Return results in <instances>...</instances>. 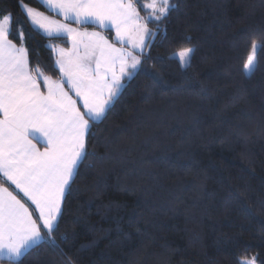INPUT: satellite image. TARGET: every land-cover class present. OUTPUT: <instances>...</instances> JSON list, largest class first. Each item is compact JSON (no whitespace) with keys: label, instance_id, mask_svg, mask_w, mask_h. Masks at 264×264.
Instances as JSON below:
<instances>
[{"label":"trees","instance_id":"obj_1","mask_svg":"<svg viewBox=\"0 0 264 264\" xmlns=\"http://www.w3.org/2000/svg\"><path fill=\"white\" fill-rule=\"evenodd\" d=\"M147 1L137 4L141 17ZM22 2L52 15L38 0H0L9 39L28 49L30 67L59 80L51 45L68 40L34 28ZM171 3L167 19L147 23L155 35L141 69L86 137L58 217L59 247L42 242L22 264L264 261V48L244 69L252 42L264 44V0ZM83 26L125 45L111 29ZM188 48L182 68L173 53Z\"/></svg>","mask_w":264,"mask_h":264},{"label":"snow or ice","instance_id":"obj_2","mask_svg":"<svg viewBox=\"0 0 264 264\" xmlns=\"http://www.w3.org/2000/svg\"><path fill=\"white\" fill-rule=\"evenodd\" d=\"M139 2L43 0L66 22L50 19L22 2L33 25L49 36H66L71 41L70 49H59V80L38 66L30 67L28 49L9 39L11 14L0 18V180L14 185L38 213L34 215L0 182V260L22 264L25 253L42 242L59 247L55 233L61 200L87 157L86 137L92 124L106 118L123 88L122 79H131L141 69L145 38L155 35L147 23L167 19L175 8L171 0H148L141 5L148 15L141 17ZM73 23L114 28L116 41L131 43L132 50L115 47L100 32L80 31ZM19 37L23 40V31ZM261 48L264 44L252 42L246 72L255 68ZM192 52L181 49L173 57L182 68L188 67ZM38 143H43V151ZM241 264H257V257Z\"/></svg>","mask_w":264,"mask_h":264},{"label":"crops","instance_id":"obj_3","mask_svg":"<svg viewBox=\"0 0 264 264\" xmlns=\"http://www.w3.org/2000/svg\"><path fill=\"white\" fill-rule=\"evenodd\" d=\"M38 1H40L41 3H43V0H38ZM44 4V3H43ZM47 8H48V6L46 5V4H44ZM22 10H23V8H22ZM48 10H49V12L50 13H52V15H54L53 13H54V11H52V10H50V8H48ZM24 11V10H23ZM25 13V12H24ZM25 15H26V13H25ZM56 15H58V14H56ZM29 20V22L31 23V20L30 19H28ZM31 25L34 27V28H36V29H39L40 31H42L43 32V30L42 29H40L38 26H36V25H33L32 23H31ZM87 31H89V32H100L108 41H109V39L100 31V30H94V29H91V28H89V27H86V26H83ZM99 29H102V28H99ZM112 30V29H111ZM113 31V33H114V38H115V32H114V30H112ZM44 33V32H43ZM45 35H47V34H45ZM47 36H49V35H47ZM53 36V35H52ZM116 40V39H115ZM109 43H111L110 41H109ZM113 44V43H112ZM125 45H115V44H113L115 47H118V48H126V49H128V50H132V47L129 45V44H126V43H124ZM127 45V46H126ZM55 46H57V45H55ZM59 46H61V45H59ZM54 47V46H53ZM53 47H52V50H53ZM69 47H70V43L68 42V46H66V47H64L63 46V48H66V49H69ZM58 50V49H57ZM53 52H54V54H55V65H56V60L59 58V55H58V53H59V50H58V52H56V51H54L53 50ZM57 66V65H56ZM57 68H58V66H57ZM58 70H59V68H58ZM59 73H60V71H59ZM125 79H127V77H124L123 79H122V81H121V83L123 84V86H124V80ZM67 84H65V89L67 90ZM122 90V89H121ZM120 90V91H121ZM120 93V92H119ZM73 98H75L74 96H73ZM114 101V100H113ZM113 101L111 102V104L113 103ZM34 143H35V141H34ZM37 147L41 150V151H43L44 150V145H43V143H38L37 144ZM0 182H3L2 180H0ZM71 182V181H70ZM3 184H4V186L5 187H8L9 188V191H12L13 192V194L14 195H16L17 196V198L18 199H21V201L22 202H24L25 204H26V206H28L29 207V210L30 211H33L34 212V215L35 214H38V213H35V206L34 205H32L31 204V202L30 201H28L27 200V198L26 197H24V195H23V193H20V192H18V190H15V186L14 185H10L9 183H7V182H3ZM66 192V191H65ZM64 196H65V194H64ZM63 199H64V197L62 198V200H61V208H62V203H63ZM3 260H7V258H5V259H3ZM4 264L3 262H2V260H0V264Z\"/></svg>","mask_w":264,"mask_h":264},{"label":"rangeland","instance_id":"obj_4","mask_svg":"<svg viewBox=\"0 0 264 264\" xmlns=\"http://www.w3.org/2000/svg\"><path fill=\"white\" fill-rule=\"evenodd\" d=\"M148 2V1H147ZM49 8V7H48ZM51 10V9H50ZM37 11H40V10H37ZM40 12H42V11H40ZM42 13H44V12H42ZM54 15H51V14H46V13H44V15L45 16H47V17H49L50 19H55V20H60V21H62V22H66V21H63V17L62 16H60L57 12H54L53 13ZM56 14H58V15H56ZM72 27H74V28H77L78 30H80V31H87L82 25H78V24H75V23H73L72 25H71ZM107 29H112V30H114V32H115V29L114 28H111V27H109V28H107ZM44 32V31H43ZM87 32H89V31H87ZM44 34H46L45 32H44ZM53 36H57V35H55V34H53ZM115 36H116V33H115ZM61 37H66V36H61ZM67 38V37H66ZM152 37H146L145 38V40H146V43H147V41L149 40V39H151ZM67 40H68V42L70 43V47H69V49L72 47V44H71V41L67 38ZM126 44H129L131 47H132V45H131V43H128V42H125ZM54 46V47H53ZM53 47V50L54 51H56V52H58V50L59 49H61V48H63V46H59V45H57V46H55V45H51V48ZM58 49V50H57ZM63 49H66V48H63ZM145 49V48H144ZM144 49H143V51H144ZM246 72V71H245ZM246 74H249V72H246ZM247 259H251V258H247ZM243 260H245V259H241V261H243ZM240 261V262H241ZM4 263V262H3ZM2 264V263H1ZM4 264H7V263H4ZM257 264H259L258 263V261H257Z\"/></svg>","mask_w":264,"mask_h":264}]
</instances>
